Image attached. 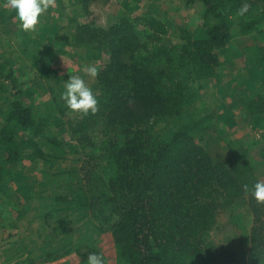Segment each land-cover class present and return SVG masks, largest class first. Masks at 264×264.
I'll return each instance as SVG.
<instances>
[{"label":"trees","instance_id":"1","mask_svg":"<svg viewBox=\"0 0 264 264\" xmlns=\"http://www.w3.org/2000/svg\"><path fill=\"white\" fill-rule=\"evenodd\" d=\"M99 1L110 2H73L84 14L57 37L65 53L73 48L74 57L84 48L102 62L93 86L95 114L66 107L61 95L70 74H59L46 60L33 67L29 87L17 77L26 63L0 54V264H45L71 253L86 264L88 254H101L96 242L106 231L117 264H264V203L252 195L264 181L251 143L232 140L228 155L215 157L203 139L216 129L217 113L204 101L197 105L201 89L218 78L234 32L260 39L245 49L253 50V64L264 63V0H185L199 9L193 26L133 15L141 0L125 1L105 25L87 20L89 6ZM38 36L19 37L25 56L37 58L31 45ZM258 80L241 97L254 127L264 128V77ZM67 131L91 148L81 175L59 167ZM24 161H42L43 169L20 207L10 187L21 178ZM30 212V221L40 223L28 239L18 229ZM223 212L234 221L252 217L246 250L212 239ZM71 220L80 223V243L66 230Z\"/></svg>","mask_w":264,"mask_h":264},{"label":"rangeland","instance_id":"2","mask_svg":"<svg viewBox=\"0 0 264 264\" xmlns=\"http://www.w3.org/2000/svg\"><path fill=\"white\" fill-rule=\"evenodd\" d=\"M122 1L110 0L106 4L101 1L94 2L89 6L86 13L87 20H94L105 25L109 17L118 13L119 9H123L125 1L128 0H124L123 5ZM73 2H76V0H54V6L49 7L39 18L36 30L25 32L19 27L20 22L15 18V15H12L13 11L4 6L6 0H0V54L8 52L10 55L7 56L11 59H21L26 63V66L23 67L25 70L18 71L17 77H19L20 81L29 83V87L35 81L33 74L36 72L33 67L41 66L47 60L50 67L57 70L59 74H70L72 76V72H74L75 76H84L83 79L93 91V86L96 84L95 78L89 76L85 69L86 66L91 65L95 66L99 71L102 62L97 60L92 53L91 57H87V52L84 48L76 49L78 53L74 57L69 52L73 51V48L66 50L68 52L65 53L61 50V42L57 38L64 33V30L74 29L75 22L80 21L84 14L82 4ZM184 2L185 0H141L139 8L136 12H133V15L154 14L165 20L173 19L179 23L188 22L193 26L198 22L199 9L197 7H186ZM53 25H56L55 29H53ZM62 26L66 27L62 29ZM44 29H48L47 32H44ZM17 32L22 37H32V40L39 35L34 41V45H31L34 48L33 54L38 55L36 59L25 56L20 51L23 47L18 42L20 36L18 37ZM259 42L260 39L255 37V35L244 36L234 32L232 42L225 56L221 57L222 67L219 70L218 78L210 80L201 89V97L199 100L197 99V105L200 106L201 102L204 101L207 106L213 108L217 113L215 119L216 129L208 135L207 139H203L204 144L213 152L212 154L223 160L230 151L229 143L232 140L251 143V155L256 163L259 164L260 170L258 172L264 181V153H261V150H264V128L260 126L254 127L253 118L250 116V112L246 109L241 97L244 90L251 94L252 88L259 85V80L257 82L256 79L264 77V63L258 61V63L253 64L255 60L250 59L253 50L245 49V47L254 46ZM106 58L108 56L104 58V62H106ZM34 85L38 86L40 84L38 82ZM12 86L10 88L15 92L16 90ZM20 87L25 90L28 86L21 85ZM39 90L42 91L41 88ZM44 94L46 95V93ZM27 96L28 94L25 91V101L28 99ZM1 99L0 102L2 101ZM93 139L100 142V137L95 134H93ZM62 140L67 154L59 163V167L68 170L75 169L78 170L79 175L83 174L84 170L82 167L89 161L88 156L92 154L90 152L91 148L79 144L77 136H73L71 131L64 133ZM23 163L24 169L20 166L23 169L21 178L17 182H12L10 187L16 202L21 205L20 207H22L25 189L27 186L38 187V181L42 175L40 170L43 169L42 161H24ZM34 214V212H30L19 221L18 233L20 236L29 237L28 239H30L32 234L34 235L31 230L37 229L40 223L39 218L33 219V222L30 221ZM235 221L231 219L228 212L221 213L213 226L212 239L217 244H229V242L233 244L237 242L239 245L235 244L238 250L243 251L247 249L249 244L252 217L246 213ZM79 228L80 223H74V220H71L66 226V230L70 232L71 240L75 243H80L83 239V233L82 231L80 232ZM96 244H99L106 264H117L115 242L111 231L104 232L97 239ZM80 260L81 258L78 254L71 253L45 264H81Z\"/></svg>","mask_w":264,"mask_h":264},{"label":"clouds","instance_id":"3","mask_svg":"<svg viewBox=\"0 0 264 264\" xmlns=\"http://www.w3.org/2000/svg\"><path fill=\"white\" fill-rule=\"evenodd\" d=\"M4 6L15 13V18L20 22L19 27L28 32L36 30L39 18L49 7L54 6V0H6ZM247 11L248 6L245 5L240 9L239 14L244 15ZM85 71L92 78L98 75V69L95 66L88 65ZM61 99L72 112L88 115L98 111L96 96L86 81L79 76L72 75L66 80ZM252 195L257 202L264 203V182H257L254 185ZM86 264H106V260L103 254L93 252L88 254Z\"/></svg>","mask_w":264,"mask_h":264}]
</instances>
